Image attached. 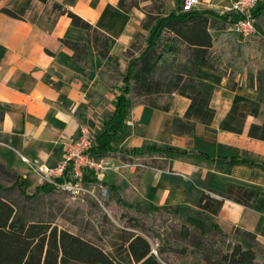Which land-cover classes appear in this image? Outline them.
<instances>
[{
	"label": "trees",
	"instance_id": "16d2710c",
	"mask_svg": "<svg viewBox=\"0 0 264 264\" xmlns=\"http://www.w3.org/2000/svg\"><path fill=\"white\" fill-rule=\"evenodd\" d=\"M46 3L48 0H38ZM184 3V0H180ZM143 3H148L141 8ZM177 9L166 12L165 0H119L118 8L129 13L140 9L144 21L140 28L147 31L146 36L138 33L135 40H142L146 47L135 56L133 43L125 56L129 60L125 70H115L107 61L114 41L96 26L67 11L60 5H54V11L66 15L73 26L86 31L88 43L61 41L64 47L73 51L72 59L85 71L91 68L92 55L97 52L103 61L99 72L100 84L105 89L117 94L116 105L112 113L105 117L101 127L91 132V144L87 154L94 158L112 157L133 163L140 161L146 167L166 170L167 167L150 159L153 154L169 153L173 156L196 155L204 160H211L205 153L195 150H180L170 146L147 144L143 147L126 148L118 145L124 137L125 122L131 119V109L136 105L167 104L175 95L191 101L184 118H175L173 133L194 136V126L199 123L209 127L215 117L210 107L214 86L197 77V68L202 59H207L215 70L228 78L231 83L238 82L260 92L264 83V0L253 10L256 31L242 40L228 34L229 23L239 19V14H219L203 9L190 12L182 11V4ZM3 12L18 18L7 9ZM59 78L53 82L51 75ZM44 83L59 91L61 76L49 70L44 75ZM142 92L147 93L143 96ZM154 92L155 94H149ZM262 119L261 125H251L249 137L264 141V95L249 104H234L227 117L220 123V129L226 132L241 133L247 116ZM1 121V115H0ZM231 164L236 159H224ZM247 162V161H246ZM15 184L4 188L0 184V193L17 190L25 202L32 204L44 196L60 192L51 185H39L33 195L26 189L30 181L21 175H14ZM133 178L132 184L135 182ZM86 184H98L106 187L108 194L100 203L105 209L117 207L115 214L125 222L126 228L151 231L159 242L155 253L149 241L136 232L121 230L120 244H116L114 253H106L102 247L84 239L80 235L59 230L56 226L43 220L33 219L25 207H16L0 197V264H168L164 258L167 250L181 255L186 264H264V249L257 243L253 233L236 228L232 233L221 229L213 220L223 205V201L210 194H203L196 209L182 206L149 208L161 217H177L182 212V225L179 236L189 240L190 245L207 249L203 238L186 225L187 217H195L206 224V233L218 239L215 249L219 260L210 261L196 256L194 250L171 242L169 234L158 228L154 219L149 224L147 212L142 211V204L130 198V187L120 184L98 182L97 179L85 177ZM258 196L257 190L245 189L237 185H228L224 199L231 200L246 208L252 206ZM264 237V232L263 235ZM190 260V261H189Z\"/></svg>",
	"mask_w": 264,
	"mask_h": 264
},
{
	"label": "crops",
	"instance_id": "0c3cea01",
	"mask_svg": "<svg viewBox=\"0 0 264 264\" xmlns=\"http://www.w3.org/2000/svg\"><path fill=\"white\" fill-rule=\"evenodd\" d=\"M118 1L0 0V162L16 175L24 176L14 162L1 156L2 152L14 154L21 163L23 159H39L54 166L63 155L62 139L75 140L82 126L97 131L116 105L117 94L100 84L103 61L98 53L92 55L91 68L85 71L72 59L73 51L62 45L61 41L91 43L86 31L73 26L66 15L54 11V5L72 11L111 38L114 45L107 61L123 72L129 62L125 53L136 35L143 32L140 26L145 17L138 9L121 11ZM3 9L15 13L19 19L6 15ZM49 70L61 76L59 91L44 83ZM197 72L201 81L214 86L210 107L215 117L211 130L196 123L194 136L174 134L175 118H184L191 103L175 95L167 104L132 107L129 120H133V125H124V137L118 145L133 148L151 144L195 150L211 160L169 153L151 156L167 169L139 170L130 176V184L123 186L132 189L133 202L158 207L179 205L191 210L208 193L223 201L213 216L214 222L227 233L238 228L255 234L264 249V141L249 137V127L261 125L262 119L247 116L241 133L220 129L232 105L256 101L262 88L259 92L237 81L230 84L205 58ZM51 79L59 82L53 74ZM56 157L58 161H54ZM224 159L237 161L226 164ZM228 185L257 190L258 196L246 208L221 197L227 194ZM192 218H186V225L195 230ZM195 231L201 238L206 234V230L202 235Z\"/></svg>",
	"mask_w": 264,
	"mask_h": 264
},
{
	"label": "rangeland",
	"instance_id": "374dc122",
	"mask_svg": "<svg viewBox=\"0 0 264 264\" xmlns=\"http://www.w3.org/2000/svg\"><path fill=\"white\" fill-rule=\"evenodd\" d=\"M200 5L198 11L203 9L213 10L219 14H229L232 13L230 10L231 0H199ZM166 2V12H170L177 9L181 3L180 0H165ZM148 3H143V6ZM182 4V3H181ZM140 10V9H138ZM141 11V10H140ZM142 36L148 34L147 31H143ZM136 42V43H135ZM135 46L132 51L135 56H139L146 47L145 43L140 40H135ZM149 94H155L150 92ZM264 95V83L262 84V93ZM145 96L147 93L142 92ZM3 151V150H2ZM162 154V153H161ZM161 154H153L152 156H161ZM1 156L6 160L14 162L19 168V171L24 175L23 177L30 181V186L26 189L29 195H33L35 188L40 184L37 181V177L31 173L29 167L24 165L19 161V158L14 154H11L7 150L2 152ZM59 157H56L54 161H58ZM162 163L161 161H158ZM15 173L7 168V166L0 162V184L5 188H10L15 184ZM94 179L93 176H89V179ZM105 181L109 183H115L120 185H129L131 182V177L128 174H111ZM96 193L99 192L97 184L93 185ZM0 197L3 200L11 202L14 206L25 207L28 214L36 220H43L52 227L56 226L59 230H65L70 234L80 235L84 239L93 242L100 247L106 253H114L116 244H120L119 236L121 230H127L129 232L137 233L144 236L151 246L153 251L156 253L159 248V242L154 237L151 231H143L138 229L126 228L125 222L118 218L115 214L117 207L112 210L105 209L102 204L97 203L94 199L87 198L85 196L74 197L67 192H55L48 196H44L40 200L28 204L25 202L24 198L21 196L17 190H12L11 192L0 193ZM142 211L147 212L149 219L147 224L152 220L156 219V226L166 231L169 234V240L171 242L177 243L179 245L187 246L194 250L196 256L202 257L203 259H208L210 261L219 260V255L216 250L218 248V239L214 235L205 234L204 222L192 218L194 222L195 230L199 235H203V243L206 245L207 249H200L197 247H192L189 240L183 239L179 236L181 225H182V212L178 214L177 217L168 216L161 217L147 205L142 206ZM192 229L191 236L196 232ZM164 258L167 260L168 264H186L187 260L183 259L181 255L167 250L164 254ZM190 261V260H189Z\"/></svg>",
	"mask_w": 264,
	"mask_h": 264
},
{
	"label": "built area",
	"instance_id": "2783aa9c",
	"mask_svg": "<svg viewBox=\"0 0 264 264\" xmlns=\"http://www.w3.org/2000/svg\"><path fill=\"white\" fill-rule=\"evenodd\" d=\"M262 0H231L230 10L239 14V19L229 23L226 27L228 34H232L242 40L255 33V19L253 10ZM199 0H184L183 12L198 10ZM133 120L125 122L126 127H132ZM79 135L75 140L62 139L60 146L63 148L61 160L54 166L44 163L39 159H23L32 174L37 177L40 185H51L58 191L67 192L74 197L85 196L100 203L108 194L106 187L98 185L99 192L94 190V184H86L85 177L90 175L98 182H105L111 174H128L133 176L139 170L147 169L142 162L133 163L117 160L112 157L94 158L87 154L90 148L91 133L87 126L79 129Z\"/></svg>",
	"mask_w": 264,
	"mask_h": 264
}]
</instances>
